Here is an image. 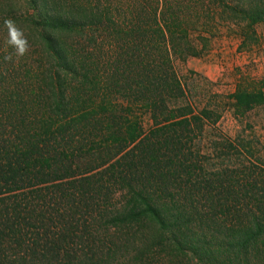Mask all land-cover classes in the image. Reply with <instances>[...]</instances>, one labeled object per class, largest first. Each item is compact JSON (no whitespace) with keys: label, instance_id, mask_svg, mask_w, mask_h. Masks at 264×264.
I'll return each instance as SVG.
<instances>
[{"label":"trees","instance_id":"obj_1","mask_svg":"<svg viewBox=\"0 0 264 264\" xmlns=\"http://www.w3.org/2000/svg\"><path fill=\"white\" fill-rule=\"evenodd\" d=\"M1 1L30 48L25 78L0 73V264H264V171L224 163L176 70L264 0Z\"/></svg>","mask_w":264,"mask_h":264},{"label":"rangeland","instance_id":"obj_2","mask_svg":"<svg viewBox=\"0 0 264 264\" xmlns=\"http://www.w3.org/2000/svg\"><path fill=\"white\" fill-rule=\"evenodd\" d=\"M254 29L248 37H244L238 25L222 26L201 56L178 62L176 70L184 95L193 107H207L214 118L218 117L216 122L210 123V133L233 141V148L226 153L229 156L224 163L236 166L243 161L261 180L264 177V174L259 177V173L264 171V100L245 114L238 115L229 97L238 88L261 91L264 96V24L256 25ZM0 35L5 39L7 31L1 29ZM9 54H12V60L6 61L4 57ZM24 65L25 57L17 58L10 46L0 49V73L8 77L9 83L17 81V77L22 75L25 78L27 66L23 68ZM117 96L121 102L122 95ZM143 121L146 126L150 124L148 116ZM119 257H122V252H119ZM159 259L148 264H169L167 259Z\"/></svg>","mask_w":264,"mask_h":264},{"label":"clouds","instance_id":"obj_3","mask_svg":"<svg viewBox=\"0 0 264 264\" xmlns=\"http://www.w3.org/2000/svg\"><path fill=\"white\" fill-rule=\"evenodd\" d=\"M5 27L7 29L6 44L14 49V54L17 58L23 57L30 48L29 41L25 36L23 30L17 27L12 19L5 20ZM6 61L12 60V54L4 57Z\"/></svg>","mask_w":264,"mask_h":264}]
</instances>
